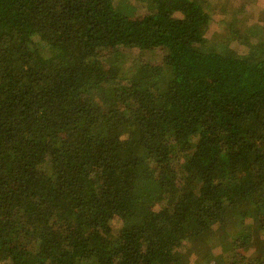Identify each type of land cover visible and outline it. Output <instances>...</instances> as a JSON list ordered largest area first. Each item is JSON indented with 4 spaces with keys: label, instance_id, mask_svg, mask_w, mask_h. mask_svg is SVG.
<instances>
[{
    "label": "trees",
    "instance_id": "trees-1",
    "mask_svg": "<svg viewBox=\"0 0 264 264\" xmlns=\"http://www.w3.org/2000/svg\"><path fill=\"white\" fill-rule=\"evenodd\" d=\"M236 3L0 0V264H264V6Z\"/></svg>",
    "mask_w": 264,
    "mask_h": 264
},
{
    "label": "rangeland",
    "instance_id": "rangeland-1",
    "mask_svg": "<svg viewBox=\"0 0 264 264\" xmlns=\"http://www.w3.org/2000/svg\"><path fill=\"white\" fill-rule=\"evenodd\" d=\"M263 6L264 0H237V12L235 16L241 17V15H244L246 18L253 21L257 18H260L261 9L263 8ZM221 13L222 12H220V15ZM230 13L226 16L227 19H231ZM260 26L262 29L260 33H263L262 35L264 37L263 19L260 23ZM202 33L204 36L205 45L213 50H218L226 54L238 55L244 58L254 56L255 58L260 59L262 55L258 50L262 42L260 40L253 41L252 38L250 39L249 35L244 33L243 29L240 30V33L238 35H234L233 33H227L222 25L213 22L209 26L203 25ZM151 53H156L157 56L161 54V51L151 50ZM217 250V248L212 249V253L209 255V259L212 258V254H218Z\"/></svg>",
    "mask_w": 264,
    "mask_h": 264
}]
</instances>
